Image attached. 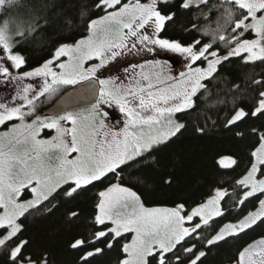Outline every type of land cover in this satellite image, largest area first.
<instances>
[{
	"label": "snow or ice",
	"instance_id": "obj_1",
	"mask_svg": "<svg viewBox=\"0 0 264 264\" xmlns=\"http://www.w3.org/2000/svg\"><path fill=\"white\" fill-rule=\"evenodd\" d=\"M72 7L74 15L55 0H0V19L12 8L21 12L14 35L0 27V264H51L29 218L50 216L106 180L90 197L89 217L67 214L78 226L69 244L75 264H98L117 245L115 264H205L213 248L264 225V69L243 83L221 72L233 60L264 65V0H179L176 11L168 0H76ZM57 8L69 36H58L49 57L25 71L20 50L50 26ZM194 10L187 31L199 38H162L167 24ZM161 51L179 53L186 70L172 75L166 62L127 59ZM48 104L52 110L42 111ZM201 106L195 131L219 125L250 139L246 165L198 201L146 207L132 172L165 170L161 153L187 128L177 114ZM46 131L54 134L43 138ZM216 163L240 167L233 155ZM173 183L169 174L164 184ZM126 234L131 239L122 242ZM230 264H264V234L243 242Z\"/></svg>",
	"mask_w": 264,
	"mask_h": 264
},
{
	"label": "trees",
	"instance_id": "obj_2",
	"mask_svg": "<svg viewBox=\"0 0 264 264\" xmlns=\"http://www.w3.org/2000/svg\"><path fill=\"white\" fill-rule=\"evenodd\" d=\"M20 2L26 4L28 0H20ZM55 2L67 9L70 15L75 14L72 5L76 0H55ZM168 2L170 10L176 11L179 0H168ZM59 10L57 8L54 12L49 13L53 17L50 20V26L38 33L34 40L29 41L27 46L20 50L28 58V66L24 70L31 69L41 63L43 59L48 58L53 46L59 42L56 39L58 36H69L70 30L62 29L61 21L55 19V12ZM4 11V8H0V12ZM20 18L21 12L17 8H12L3 16V19H0V24L8 23L12 30L17 26ZM194 20L195 10L193 13L181 12L174 22L167 24L162 38L178 39L185 44L192 42L199 38L197 32L187 31V27H190ZM71 31L75 32L77 29L73 27ZM12 32L14 35V31ZM75 38H79L78 33ZM262 69H264V65H258L253 69L244 67L239 61L233 60L224 65L221 72L222 74L229 73L237 82L243 83L253 71L259 73ZM224 114H220L221 119ZM176 118L179 122L185 123L187 128L179 135V139L161 153V159L166 163L165 170L146 168L141 169L140 172H132L134 178H140L139 184L134 187V190L140 195L146 207L173 206L174 202L198 201L215 182L231 177L238 178L247 163L252 144L250 139L238 140L233 137L230 131L219 125L215 129H210L205 135H200L195 131L193 125L203 123L202 106L184 114H177ZM220 155H233L239 161L240 167L235 171L221 169L216 163ZM176 158L179 163H176ZM126 171L131 170L126 169ZM169 174H172L174 180L170 187L164 184V181L169 178ZM108 182L106 180L104 185L90 188L87 194L76 200H69L62 207L56 208L50 216H45L42 219L29 218V232L33 235L36 245L50 254L51 264H75L77 254L70 249L69 244L78 230V226L69 223L67 214L75 211L83 213L84 217H89L95 203L94 199L90 197ZM58 201L59 198L52 203L56 204ZM218 223H222V221H218ZM261 234H264V225L242 235L239 240L221 243L219 247L212 249L205 264H230V258L243 242L250 241ZM130 239L131 235L126 234L125 241L122 242ZM118 255H120L119 245L101 258L98 264H115Z\"/></svg>",
	"mask_w": 264,
	"mask_h": 264
},
{
	"label": "rangeland",
	"instance_id": "obj_3",
	"mask_svg": "<svg viewBox=\"0 0 264 264\" xmlns=\"http://www.w3.org/2000/svg\"><path fill=\"white\" fill-rule=\"evenodd\" d=\"M5 25H7L10 29V35H13V32L9 26L8 23H2L0 24V27H4ZM248 38H251V37H248ZM163 52L166 53V55H169V57H172V55H175L174 57L175 58H170L169 60H167L166 58H162L163 57ZM152 54H147L143 57H128L127 59L131 62H136V63H141L143 62L144 59H150V60H160L162 62H166L167 66L171 69V74L173 75V71H172V66L174 63H181L179 65V71H185L186 68H185V63H184V57H182L179 53H172V52H166V51H161L158 55H152ZM149 57V58H148ZM125 63V61H121V65H123ZM120 65V66H121ZM181 68V69H180ZM30 70V69H28ZM27 71V70H25ZM117 75H121L122 76V73H118ZM177 119V118H176ZM0 130H3V129H0ZM54 133L51 132V131H46L44 133H42V137L43 138H47L51 135H53ZM25 199L29 198L28 194H25Z\"/></svg>",
	"mask_w": 264,
	"mask_h": 264
},
{
	"label": "flooded vegetation",
	"instance_id": "obj_4",
	"mask_svg": "<svg viewBox=\"0 0 264 264\" xmlns=\"http://www.w3.org/2000/svg\"><path fill=\"white\" fill-rule=\"evenodd\" d=\"M152 56V55H151ZM175 55H172V57H169V55H166L165 52H163V57L162 58H166L167 60H169L170 58H175L174 57ZM149 58V57H148ZM136 63V62H135ZM181 64V63H180ZM178 62L177 63H174L173 66H172V71H173V75H178L179 74V65H180ZM122 66V65H121ZM181 69V68H180ZM113 74H118V73H113ZM70 89V88H69ZM55 102V101H54ZM53 102V103H54ZM52 104L46 106L45 108L42 109V111H45L48 109V107H50Z\"/></svg>",
	"mask_w": 264,
	"mask_h": 264
},
{
	"label": "water",
	"instance_id": "obj_5",
	"mask_svg": "<svg viewBox=\"0 0 264 264\" xmlns=\"http://www.w3.org/2000/svg\"><path fill=\"white\" fill-rule=\"evenodd\" d=\"M69 90H71V89H69ZM83 106H84L83 104H80V107H83ZM50 110H52V105L50 107H48V109L46 111H50Z\"/></svg>",
	"mask_w": 264,
	"mask_h": 264
},
{
	"label": "bare ground",
	"instance_id": "obj_6",
	"mask_svg": "<svg viewBox=\"0 0 264 264\" xmlns=\"http://www.w3.org/2000/svg\"><path fill=\"white\" fill-rule=\"evenodd\" d=\"M201 197V196H200Z\"/></svg>",
	"mask_w": 264,
	"mask_h": 264
}]
</instances>
